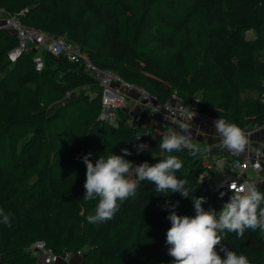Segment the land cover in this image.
<instances>
[{"label": "trees", "instance_id": "obj_1", "mask_svg": "<svg viewBox=\"0 0 264 264\" xmlns=\"http://www.w3.org/2000/svg\"><path fill=\"white\" fill-rule=\"evenodd\" d=\"M0 7L28 27L65 37L94 64L160 102L177 91L185 103L198 98L201 111L245 132L264 126V0H0ZM114 33L119 50L111 46ZM17 45L15 34L0 29V209L11 214L12 225L0 223L1 264H46L29 251L37 241L58 255L82 252L84 264H171L165 202L178 201L176 213L192 216V196H204L205 210L219 211L229 189L199 183L207 169L202 152H174L183 161L177 178L195 189L188 198L156 193L153 183L144 182L135 199L120 204L126 211L121 222L89 223L97 201L85 200L61 226L51 203L61 185L85 191L82 157L92 153L94 163L128 148L132 155L125 159L134 166L155 164L168 155L158 146L167 131L162 124L130 123L128 108L118 110L117 125L99 121L101 89L93 77L49 52L42 72L33 52L12 62L8 54ZM75 73L98 88L68 96L74 84L64 79L76 83ZM34 105L37 110L30 111ZM139 144L146 148L137 154ZM255 146L264 154V146ZM256 186L264 192V184ZM220 192L226 193L223 198ZM21 216L39 225L23 226ZM220 235L224 247L250 264H264V232Z\"/></svg>", "mask_w": 264, "mask_h": 264}, {"label": "clouds", "instance_id": "obj_2", "mask_svg": "<svg viewBox=\"0 0 264 264\" xmlns=\"http://www.w3.org/2000/svg\"><path fill=\"white\" fill-rule=\"evenodd\" d=\"M191 127V124L180 123L179 130L162 137L158 146L168 155L155 164L145 161L134 166L132 161L125 159L132 155L128 148L122 149L121 155H101L94 163L90 159L92 153L82 157L86 165L83 198L97 201L94 213L86 217L87 221L99 225L111 220L121 203L136 198L144 182L153 183L156 193L165 196L179 193L188 198L195 189L187 186L186 179L177 178L176 172L182 169L183 161L173 153L187 150L190 155H196L207 151L193 142ZM213 127L214 137L224 148L232 153L245 152L249 144L248 134L238 125L219 118L214 121ZM136 147L139 154L146 145ZM228 187L231 195L219 211L213 208L205 210L202 205L207 198L204 196H192V216L176 213L178 201L175 204L165 202L163 207L169 209L167 219L171 223L166 232L167 254L173 258L171 264H250L246 256L237 255L221 244L220 233L227 230L243 237L248 229L264 232V192L255 184H242L239 187L230 184ZM225 194L220 192V197L223 198ZM0 218V223L9 228L12 226L10 213L0 209ZM220 253H223V257Z\"/></svg>", "mask_w": 264, "mask_h": 264}, {"label": "built area", "instance_id": "obj_3", "mask_svg": "<svg viewBox=\"0 0 264 264\" xmlns=\"http://www.w3.org/2000/svg\"><path fill=\"white\" fill-rule=\"evenodd\" d=\"M0 23L2 24V29L9 30L15 34L18 39L17 47L8 54L12 62H15L17 57L23 52H33L35 68L38 72H42L46 67V54L49 52L57 57H66L70 62L78 65L82 70L93 77L101 89V110L98 115L99 121L110 122L116 120L118 110L128 108V91H136L139 95L138 98L141 105L149 111V114L153 118L159 119V117H161L163 120L160 124L162 125L166 123L191 124L197 121L213 126L214 121L217 119L211 114L200 110L198 98H194L190 103H185L177 91L172 94L168 101H158L146 90L126 83L112 70L101 68L94 64L91 59L81 51L79 46L69 42L65 37L53 36L41 30L28 27L22 23L17 15L7 14L1 7ZM262 101L264 103V92L262 94ZM140 120L141 117L138 116L133 121L135 124H138ZM260 128H264V126ZM251 151L255 154L254 157H250L249 155L241 157V153H235L239 158L236 164V171L230 175L224 174L222 179V184L228 189L230 184L236 187L242 184H264V154L260 152L256 146L253 147ZM203 160L208 168L211 165L208 156L204 155ZM249 174L252 176V180L249 178ZM213 176L214 173L211 175L206 169L200 175L199 183L211 185L212 183L210 182ZM29 251L33 255L41 257L46 264H58L60 262L69 264L74 256V254L70 252L58 255L49 248L44 241L35 242L29 248ZM81 254L82 252H78L77 255Z\"/></svg>", "mask_w": 264, "mask_h": 264}, {"label": "crops", "instance_id": "obj_4", "mask_svg": "<svg viewBox=\"0 0 264 264\" xmlns=\"http://www.w3.org/2000/svg\"><path fill=\"white\" fill-rule=\"evenodd\" d=\"M1 25L2 24L0 23V29H2ZM127 97H128V105H129L128 109L130 110L129 112V122L130 123H134L133 120L138 116L141 117V120L136 125H139L141 127H150V126L161 123V121L163 120L161 117H159V119L153 118L149 114V111H147V109L141 105L139 98H138L139 95L136 91H128ZM178 125L179 124L166 123L163 126L165 130L167 131L166 133H170L173 130H179ZM191 125H192L191 132L193 135V142L197 143L202 149L204 148L209 149V150L211 149L214 159L215 157L219 158V161H215V163L223 164L224 161H228L231 164H233L232 162H236L237 164L239 158L235 155V153H232L228 151L226 148H224L221 145L219 139L214 137L215 129L212 125L203 124L197 121L191 123ZM246 133L248 134L249 144L246 147L245 152L241 153V157H244L247 155H249L250 157H254L255 154L251 150L253 147H255V144L257 143L261 146H264V128H258L256 130H252ZM236 164L232 165L233 173H235L236 171ZM222 170L223 169H221L220 171L222 172L221 174L222 178H221L220 184H222L223 175L224 174L226 175V173ZM263 173H264V163H263ZM249 178L251 180L253 179L250 174H249ZM83 262L84 261L82 260V258L81 260H79V258H77V255H74L69 264H84ZM61 264L63 263L61 262Z\"/></svg>", "mask_w": 264, "mask_h": 264}, {"label": "rangeland", "instance_id": "obj_5", "mask_svg": "<svg viewBox=\"0 0 264 264\" xmlns=\"http://www.w3.org/2000/svg\"><path fill=\"white\" fill-rule=\"evenodd\" d=\"M253 35L252 31H250L247 36L251 37ZM111 46L113 48V50H119V46L116 42V33L113 34L112 38H111ZM76 76V83H73V81H71V79H69L70 77H67L64 79L65 82H70L72 84H74V90L72 92H70L69 96H76L77 94L81 93V92H85L84 90L87 89L86 91L89 92L91 90V88L95 87L98 88L97 85L95 83H93L91 80L87 79V78H83L81 75H79L78 73H75ZM30 111H35L37 110V106H32L30 109ZM130 112L129 109H127V112ZM119 114V112H118ZM112 125H117V121L116 120H112L109 122ZM202 154L208 156L210 162H211V168L210 166L207 168V171L211 173V175L214 173L213 179L210 183H212L213 185H219L221 178H222V172L221 169H223L222 171H224L226 173V175H230L233 173V166L235 165L236 162H232L233 164H231L228 161H224L223 164L222 163H215V161H219V158L214 159L213 154L211 152V149H207L206 152H202ZM215 163V164H213ZM222 164V166H221ZM201 175V174H200ZM200 175L198 176V178L200 177ZM199 181V180H198ZM69 188V187H68ZM68 188L65 189L62 185L60 187H57L55 190V196L53 198V201L51 203L52 209L56 212H58L59 214V219H60V224L61 226H64V222H63V218L68 215V214H74L75 211H78L79 209H81V206L83 205V203L85 202V199L83 198L85 191L84 190H79V191H72L69 192ZM129 214H133L135 219H137L139 216L136 214V212L134 210H130ZM126 214V211L124 210V207L122 205H120L118 211L114 214L113 218L109 221H106V225L107 226H112L113 224L117 223V222H121L122 221V217ZM21 221H22V225L25 226L26 224H29L31 226H38L39 223L33 219H30L28 217L25 216H21ZM77 258H79V260H81V256L77 255Z\"/></svg>", "mask_w": 264, "mask_h": 264}, {"label": "water", "instance_id": "obj_6", "mask_svg": "<svg viewBox=\"0 0 264 264\" xmlns=\"http://www.w3.org/2000/svg\"><path fill=\"white\" fill-rule=\"evenodd\" d=\"M219 185H222V184H219Z\"/></svg>", "mask_w": 264, "mask_h": 264}]
</instances>
